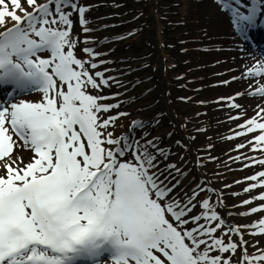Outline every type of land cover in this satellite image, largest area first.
<instances>
[{
	"label": "snow or ice",
	"instance_id": "6c2138e0",
	"mask_svg": "<svg viewBox=\"0 0 264 264\" xmlns=\"http://www.w3.org/2000/svg\"><path fill=\"white\" fill-rule=\"evenodd\" d=\"M216 2L230 14L240 40L250 43L249 32L258 27L264 0ZM23 3L32 11L23 7L22 0H0V28L4 29L0 31V90L9 98L0 99V264H232L238 248L239 264H264V249L257 247L259 254L248 255V241L241 231L257 229L249 234L264 235V218L251 225L224 227L226 221L210 198L198 201L202 211L191 215L199 193L194 192L186 203L173 199L176 185H167L157 155L148 150L155 148L154 142L126 143L108 131L127 113L104 118L120 106L104 103L108 97L99 94L109 80L104 72L94 71L98 63L75 54L77 44H87L89 39L73 36V13L88 33L92 31L85 19L89 7L76 0ZM9 19L14 22L11 27ZM259 26H264V18ZM82 52L93 59L99 55L90 47ZM257 77H264V61L233 79ZM28 93H38L40 99H16ZM242 95L264 97V84L236 94ZM236 96L229 98V107L240 109ZM257 109L237 125L244 130L229 137L259 133L236 145L237 151L264 152V107L257 105ZM240 118L241 114L230 117ZM155 151L164 155L158 148ZM24 152L31 155L26 158ZM242 158L248 161L244 168L264 166V157L234 159ZM245 181H252L245 193L264 189V170ZM254 200L264 201V191L242 204ZM259 212H264V203L239 215ZM222 227L223 235L215 236ZM232 234L239 237V244ZM225 253L232 255L224 258Z\"/></svg>",
	"mask_w": 264,
	"mask_h": 264
},
{
	"label": "rangeland",
	"instance_id": "374dc122",
	"mask_svg": "<svg viewBox=\"0 0 264 264\" xmlns=\"http://www.w3.org/2000/svg\"><path fill=\"white\" fill-rule=\"evenodd\" d=\"M76 2L89 7L85 19L92 31L84 33L78 15L73 13V36L79 37L80 41L85 36L89 39L87 44H77L75 54L78 58L99 64L94 71L104 72L109 80L108 86L102 87L99 93L108 97L103 102L120 105L104 118L127 113L109 127L113 138H124L126 143L135 142L141 146H145V141H153L155 148L149 147L148 150L157 155V164L167 177V185H176L173 199L179 197L186 203L194 192L199 193L193 201L197 206L191 215L202 211L198 201L210 198L213 208L232 226L251 225L264 218V212L239 215L264 203L254 200L250 205L242 204L243 200L264 191H243L252 183L245 181V177L259 172L264 166L244 168L243 164L248 161L234 158L236 155L243 157L264 152H250V148L236 151V145L245 143L253 134L229 139L235 132L243 131L237 125L254 116L258 110L253 100L256 97L249 95H243L242 99L236 97L235 103L242 106L240 109L229 107L232 102L229 98L234 97L232 91L246 93L254 90L253 87L249 88L250 84L254 86L249 79H232L242 77L245 72L240 61L243 51L249 48L247 42L236 35L230 14L221 10L216 0ZM22 4L32 11L23 0ZM262 18L264 11L258 17V23ZM13 23L9 19L7 26L11 27ZM257 28L251 33L254 48L251 51L253 55L249 56L264 61V54L261 53L264 28ZM3 30L0 28V31ZM84 47L92 48L99 55L93 59L90 54L82 52ZM43 55L47 56L48 53ZM252 62L253 59L247 68L253 67ZM227 63L230 64L227 70L220 69ZM223 80L224 84L221 82ZM90 91L97 94L95 90ZM220 97L224 100L219 101ZM16 99L38 101L40 95L28 93ZM258 105L264 107V102ZM238 114H241L240 119H230ZM133 122H136L135 127ZM156 148L162 150L164 155L159 156ZM169 165H175V168L169 169ZM202 188L204 191H200ZM219 200L222 203L218 204ZM168 218L172 219L170 215ZM192 226L189 224L187 227ZM224 227L215 236H222ZM256 230H241L248 241L245 245L248 255L259 254L257 247L264 249V235L249 234ZM224 240L227 243L228 236H224ZM232 240L239 244L237 235L232 234ZM256 241H259V245H256ZM222 255L227 258L232 254ZM241 257L242 252L238 248L232 257V264H239Z\"/></svg>",
	"mask_w": 264,
	"mask_h": 264
},
{
	"label": "bare ground",
	"instance_id": "6f19581e",
	"mask_svg": "<svg viewBox=\"0 0 264 264\" xmlns=\"http://www.w3.org/2000/svg\"><path fill=\"white\" fill-rule=\"evenodd\" d=\"M256 42V40L254 39V43ZM247 45H248V51H243V53H242V55H241V61H240V63H241V66L242 67H245V69H247V65L248 64H250L251 63V60L253 59V64H252V66L253 67H255L256 66V64H257V61H260V60H258V59H255V56L254 57H250L249 55L251 54L252 55V53H251V51H252V47L247 43ZM261 52H264V45H263V47H262V51ZM249 58H252L251 60H249ZM239 63V64H240ZM230 67V64H224L223 66H221L220 67V69H228ZM249 81H251V82H253V85L254 86H252L253 87V89L255 90V88H256V86H257V84L259 83V84H264V77H257V78H255V79H249ZM225 83V82H224ZM237 92H239V91H232V93H234V94H236ZM1 93V92H0ZM3 95H4V93H2ZM220 95H218V97H219ZM242 97L243 96H241L239 99H242ZM254 101H256V103H255V105H258V104H260V103H263L264 102V97H259V96H256V98H254L253 99ZM255 134H259V133H255ZM255 134H253V135H255ZM236 151H237V149H236ZM240 151V150H239ZM252 150H251V148H250V152H251ZM238 152V151H237ZM253 152V151H252ZM26 158L27 157H29L30 155H31V153H29V152H24V153H22ZM236 156H238V155H236ZM252 156H256V157H264V153H261V154H258V153H253L252 154ZM255 167V166H254ZM251 168H253V167H251Z\"/></svg>",
	"mask_w": 264,
	"mask_h": 264
},
{
	"label": "flooded vegetation",
	"instance_id": "af4514ba",
	"mask_svg": "<svg viewBox=\"0 0 264 264\" xmlns=\"http://www.w3.org/2000/svg\"><path fill=\"white\" fill-rule=\"evenodd\" d=\"M231 226V224H229Z\"/></svg>",
	"mask_w": 264,
	"mask_h": 264
}]
</instances>
